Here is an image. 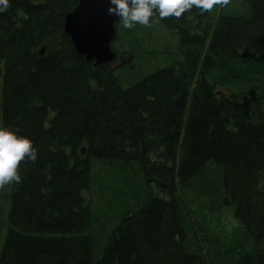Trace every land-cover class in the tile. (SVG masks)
I'll use <instances>...</instances> for the list:
<instances>
[{
  "label": "trees",
  "instance_id": "trees-1",
  "mask_svg": "<svg viewBox=\"0 0 264 264\" xmlns=\"http://www.w3.org/2000/svg\"><path fill=\"white\" fill-rule=\"evenodd\" d=\"M77 3L0 0V264H264V102L218 95L208 80L264 58V0H213L215 22L207 0H123L124 13L174 28L183 50L127 89L114 62L73 49L64 18ZM95 161L137 164L157 193L111 222L100 259L101 219L86 203ZM194 191L243 237H205L185 197Z\"/></svg>",
  "mask_w": 264,
  "mask_h": 264
},
{
  "label": "rangeland",
  "instance_id": "rangeland-1",
  "mask_svg": "<svg viewBox=\"0 0 264 264\" xmlns=\"http://www.w3.org/2000/svg\"><path fill=\"white\" fill-rule=\"evenodd\" d=\"M212 1L213 0H207V3L210 7V12H214V10H212ZM230 1L232 2L233 0ZM225 3L228 4V0H225ZM242 9L243 13L240 15H246L247 9ZM156 17V15L152 14H124L122 16L123 19L125 18L129 21L126 25H119V28L122 30V32H119L118 30V34L121 35V33H123L129 36L122 35V40L119 36H117L112 42V47L114 49L115 45V47H117L120 51L114 66L121 65V68L116 70L114 75L119 79L122 88L124 89H127L138 81L145 79L146 76L165 67L173 66L182 60V55H180L181 53L178 52L180 47V43L178 41L179 36H175L174 34L166 31L162 21L159 22ZM213 18L215 22L217 19V13L214 12ZM247 62L248 63L246 64H237V74H230V78L223 79L221 74L214 72L212 75L213 79L217 81H224L223 90L225 92L234 94L252 92L264 100V91L255 86V84H257L264 87V59H248ZM227 69L228 68L225 67L222 69V71L226 72ZM209 78L212 80L210 76ZM210 79L208 80L210 81ZM97 163L95 161V164L92 166L93 188L91 192H88V195H91L90 197L97 198L99 208L104 209L108 207L107 204L109 202V194L107 193L106 189L101 191V184L104 181H107L106 177L109 174L119 178L121 192L120 195L126 194L127 192V188H125V186L122 184L124 179L129 180L127 187L129 190H132L135 195L139 194L136 191V188H138L140 185L141 188L146 186L148 191L149 188L147 181H144L142 173L139 170L137 164H105V162L101 161H97ZM107 164H109V166H106ZM209 168H216L217 170L218 166L209 164L207 166V170H209ZM131 182L133 183L132 185ZM12 192V189L4 190L3 200L6 202L4 209H7V202H9ZM148 192L151 194L153 193V195H157L156 191L153 189H150ZM143 195L144 194L142 193L140 194V196ZM185 197L186 199H192L194 202L191 210H195V214H197L195 222L198 227H202L204 229L205 233L218 236L221 239L231 238L232 232H235L237 235L241 236V229L239 225L232 221L231 215L226 210H220L218 213H209L208 208L211 205L210 202L207 199L200 197L196 191L187 193ZM127 203H129V206L133 210L139 207L135 196L131 194L130 202L127 198L120 196L115 203L113 211L123 210ZM99 208H93V215L99 216L97 218L101 219L99 222L106 220L108 223L104 229L101 228V226H99L97 223L96 228L91 227V230L96 231L92 235L94 239L95 252H99L97 259H100L103 255L102 250H104V247L107 244V233L110 231L109 228L111 227V222L115 221L111 219L112 215L108 216L107 212H103ZM200 209L205 211L200 213ZM230 212L233 215V212ZM203 215H206V217H203ZM2 224L3 226H6V219L2 221ZM4 233L5 228L3 227L2 234L4 235ZM250 240L252 241L251 238ZM93 257L96 259V253Z\"/></svg>",
  "mask_w": 264,
  "mask_h": 264
},
{
  "label": "water",
  "instance_id": "water-1",
  "mask_svg": "<svg viewBox=\"0 0 264 264\" xmlns=\"http://www.w3.org/2000/svg\"><path fill=\"white\" fill-rule=\"evenodd\" d=\"M122 0H79L78 6L64 20V31L78 55L95 65H105L115 58L111 41L114 23L121 15Z\"/></svg>",
  "mask_w": 264,
  "mask_h": 264
},
{
  "label": "bare ground",
  "instance_id": "bare-ground-1",
  "mask_svg": "<svg viewBox=\"0 0 264 264\" xmlns=\"http://www.w3.org/2000/svg\"><path fill=\"white\" fill-rule=\"evenodd\" d=\"M121 14H123V12L121 11ZM153 15H156V14H153ZM157 16V15H156ZM232 17V16H231ZM157 18V20H158V16L156 17ZM166 31H168L169 33H172V34H174L175 36H177V33L175 32V29L174 28H171V27H169L167 24H166V27L164 28ZM182 48H181V46L179 47V49H178V52H180L181 54L180 55H183L182 54ZM203 56H204V52H203V54H202V58H201V61H200V58H199V60L196 62V64L197 63H199L198 64V68H197V72H196V75L198 74H200L201 72H202V70L205 68L206 69V67H204V65L201 63V62H203ZM182 57V56H181ZM253 60H256V59H253ZM205 61V60H204ZM248 61V60H247ZM246 64V63H248V62H244V59H242V58H240L239 60H236V64L235 65H233L234 67H235V70H234V73L233 74H237V69H236V65L237 64ZM222 76H223V79H227V78H230V74L228 73V72H224L223 74H222ZM117 78V77H116ZM118 79V78H117ZM118 81H119V79H118ZM120 82V81H119ZM210 83H212V85H216V90H217V94L219 95V94H224L225 93V95H228V92H225L224 90H223V86H224V81L223 80H215V79H212V81H209ZM120 85H121V82H120ZM133 86V85H132ZM255 86L257 87V88H259L260 90H262V91H264V87H262L261 85H257V84H255ZM121 87H122V85H121ZM124 89V88H123ZM262 99V98H261ZM262 101L264 102V100L262 99ZM81 147H83V146H81ZM84 150L85 149H83L82 150V154L84 153ZM97 160V159H96ZM99 160V159H98ZM102 161V160H101ZM103 161H105L104 159H103ZM108 162V161H107ZM96 163H97V161H96ZM98 164V163H97ZM106 164V163H105ZM102 165V164H101ZM103 166V165H102ZM106 166H109V164H107ZM107 181H104L102 184H101V191L103 190V189H106V191H107V193L109 194V202H108V207L107 208H104V209H101V208H99V206H98V201H97V198L96 197H90V198H88V199H86V203L87 202H89V204H90V207H91V212H92V215H93V208L94 207H96V208H99V209H101L103 212H107L108 214V216L109 215H112V217H111V219L112 220H117V218L119 217V216H121V215H123L124 213H126V212H129L130 210H133V209H131V207L129 206V203H127L125 206H124V208H123V210H119V211H113L114 209V206H115V203H116V201L118 200V198L121 196V197H124V198H127L128 199V201L130 202V195L131 194H133L134 196H135V198H136V195H135V193L134 192H132V190H129L128 189V187H127V183L129 182V180H123L122 181V184H123V186H125V188H127V192H126V194H122V195H120V185H119V178L118 177H114V176H112L111 174H109V175H107ZM110 184V185H109ZM131 185H132V182H131ZM146 188V189H145ZM117 189V190H116ZM136 191L139 193L138 195L140 196V194L142 193V194H144L143 196H140V197H142V198H144L146 195H150V196H152V197H155V195H153V193L151 194V193H149L148 191H147V187L146 186H144V188H141L140 186L138 187V188H136ZM84 197L83 198H85V196H86V193L84 192ZM111 195V196H110ZM138 196V197H139ZM137 200V199H136ZM138 201V204L140 205L141 204V202H140V200H137ZM138 209V207L136 208V209H134L133 211H136ZM112 213V214H111ZM94 216V215H93ZM97 223L100 225V224H103V225H105V224H107L108 223V221H102V222H99V221H97Z\"/></svg>",
  "mask_w": 264,
  "mask_h": 264
}]
</instances>
